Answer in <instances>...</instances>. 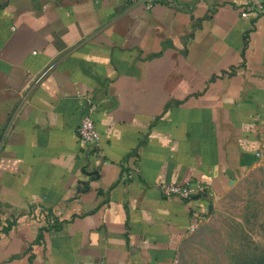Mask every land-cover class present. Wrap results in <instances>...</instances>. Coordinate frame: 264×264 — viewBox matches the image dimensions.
<instances>
[{
	"label": "crops",
	"instance_id": "0c3cea01",
	"mask_svg": "<svg viewBox=\"0 0 264 264\" xmlns=\"http://www.w3.org/2000/svg\"><path fill=\"white\" fill-rule=\"evenodd\" d=\"M130 1L0 0V264H175L264 161V14ZM90 105L97 151L76 136ZM190 179L200 210L159 189ZM68 201L56 228L23 224Z\"/></svg>",
	"mask_w": 264,
	"mask_h": 264
},
{
	"label": "rangeland",
	"instance_id": "374dc122",
	"mask_svg": "<svg viewBox=\"0 0 264 264\" xmlns=\"http://www.w3.org/2000/svg\"><path fill=\"white\" fill-rule=\"evenodd\" d=\"M3 132L0 128V141ZM0 207V232L16 219ZM175 264H264V161L216 203L180 246Z\"/></svg>",
	"mask_w": 264,
	"mask_h": 264
},
{
	"label": "built area",
	"instance_id": "2783aa9c",
	"mask_svg": "<svg viewBox=\"0 0 264 264\" xmlns=\"http://www.w3.org/2000/svg\"><path fill=\"white\" fill-rule=\"evenodd\" d=\"M154 0H131V4H144L146 8L150 9L153 6ZM239 8H242L241 18H247L250 14L263 15L264 14V1L263 0H240L237 3ZM94 106L90 105L88 113L82 118L79 127L76 130L77 139L89 146L93 151H97L100 148V134L97 126L92 117ZM259 154H257L258 156ZM159 189L164 198H178L188 205L198 208L203 207V199L207 195L208 188L199 179H190L182 184L165 183L159 186ZM71 201L66 202L59 209L46 207L40 204H34L31 206L28 212L24 214L23 224L28 226H36L41 229L56 228L62 222V216L65 212L68 204ZM207 212H205L206 214ZM202 214V212H201ZM198 221L192 222L187 227V232L192 233L196 229Z\"/></svg>",
	"mask_w": 264,
	"mask_h": 264
}]
</instances>
